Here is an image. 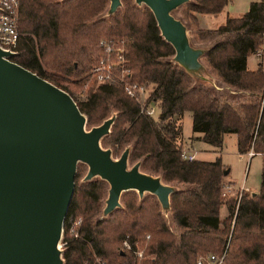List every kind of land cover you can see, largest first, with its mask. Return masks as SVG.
<instances>
[{
  "label": "trees",
  "instance_id": "1",
  "mask_svg": "<svg viewBox=\"0 0 264 264\" xmlns=\"http://www.w3.org/2000/svg\"><path fill=\"white\" fill-rule=\"evenodd\" d=\"M119 1L106 15L107 0H18V38L10 61L65 91L85 117L86 129L113 115L100 146L112 158L128 148V165L139 162L141 172L174 187L166 212L154 195L138 197L128 190L120 194V206L102 216L108 185L98 177L83 180L86 165L78 162L61 225L63 264H90L94 256L107 264H136L131 250L121 246L124 239L131 249L134 243L143 248L140 264H196L209 254H223V264H264V69L260 63L246 69L247 57L262 43L264 0L249 2L245 12L211 29L200 28L196 15H215L229 0H189L176 8L189 44L203 49V80L172 61L174 50L146 6ZM104 38L122 41L130 79L151 85L149 97L158 102L155 119L138 114L120 86L90 76ZM186 112L191 131L213 150L221 148L225 134H233L238 154L251 150L260 157L257 193L225 198V167L218 156L180 158ZM221 205L227 211L222 220ZM76 220L73 236L69 229Z\"/></svg>",
  "mask_w": 264,
  "mask_h": 264
},
{
  "label": "water",
  "instance_id": "2",
  "mask_svg": "<svg viewBox=\"0 0 264 264\" xmlns=\"http://www.w3.org/2000/svg\"><path fill=\"white\" fill-rule=\"evenodd\" d=\"M133 1L151 11L174 50L172 61L203 80V49L189 44L185 26L171 14L188 0ZM119 6V0H108L106 15ZM11 55L0 49V264H63L61 225L78 162L86 165L83 180L98 177L108 185L102 216L119 207L128 190L154 195L166 212L174 187L141 172L139 162L128 166V148L112 158L100 146L114 116L86 129L65 91L10 61Z\"/></svg>",
  "mask_w": 264,
  "mask_h": 264
},
{
  "label": "built area",
  "instance_id": "3",
  "mask_svg": "<svg viewBox=\"0 0 264 264\" xmlns=\"http://www.w3.org/2000/svg\"><path fill=\"white\" fill-rule=\"evenodd\" d=\"M18 0H0V49L15 53L18 33L16 29ZM99 56L92 64L90 76L97 83H105L120 86L126 96L131 98L138 107V114L155 119L158 114V102L149 97L151 85L144 82H135L130 79V73L126 67L124 57V44L122 41L113 38L100 39L97 43ZM258 59L260 65H264V33L262 34V43L253 53ZM11 55V56H12ZM263 68V67H262ZM195 151L189 147L180 149L179 156L183 160L191 161L196 159ZM247 157L252 155L249 150L245 153ZM224 195V192H222ZM78 221H74L69 229V233L76 236L75 226ZM148 236L145 237L147 239ZM134 243L133 249L126 239L121 242L122 248L131 250L136 264H139L143 256V248ZM90 264H107L99 257H93ZM196 264H223V254H209L199 257Z\"/></svg>",
  "mask_w": 264,
  "mask_h": 264
},
{
  "label": "rangeland",
  "instance_id": "4",
  "mask_svg": "<svg viewBox=\"0 0 264 264\" xmlns=\"http://www.w3.org/2000/svg\"><path fill=\"white\" fill-rule=\"evenodd\" d=\"M189 1V0H188ZM251 1L257 0H229L224 11L220 13L219 16H222L226 11L230 12L232 15H238V13H243L246 11L248 3ZM108 7V0L106 3ZM121 6V5H120ZM106 7V8H107ZM178 9H175L171 12L174 18L180 19L181 15ZM219 17H216L215 21L211 22L213 25ZM202 25H209V22L203 20L200 22ZM205 23V24H203ZM187 37H188V32ZM248 65L249 67H253L255 65V58L253 55H249L248 57ZM264 69V65H262ZM206 72V71H205ZM206 77V76H205ZM79 100L83 99V95L78 94L77 97ZM158 114V110L156 112ZM197 134H194L191 131V117L190 113L186 112L183 114L181 118V140L184 141L189 148L195 151V156L198 159H202L205 161H212L215 157L220 158L221 164L228 170L227 179L230 182L231 190H227L225 187L222 192H224V197L238 195L242 193H257L259 190L260 183V157L258 155L250 156L246 158L244 154L240 155L236 151V141L235 135L233 134H225L223 136L222 146L219 152H214L213 149L202 142ZM185 146V147H187ZM130 166V165H128ZM84 168V166H83ZM80 170H82V166H80ZM86 170V167H85ZM227 215V211L224 205H221L218 211V217L220 220L224 219ZM166 223L168 226H171L170 217L168 214L165 215ZM60 248L61 243L59 241ZM218 255V254H215ZM140 264V263H139Z\"/></svg>",
  "mask_w": 264,
  "mask_h": 264
},
{
  "label": "crops",
  "instance_id": "5",
  "mask_svg": "<svg viewBox=\"0 0 264 264\" xmlns=\"http://www.w3.org/2000/svg\"><path fill=\"white\" fill-rule=\"evenodd\" d=\"M225 7H226V6H225ZM225 7L222 9V11H224ZM222 11H220L219 13H217V14H215V15H209V14H197L196 17H197V22H198L199 27L202 28V29H211V28H215V27H217L218 25L222 24L223 21H224V19H225L226 17H234V16H239V15L241 14V13H238V15H235V14L232 15L230 12H228V11L225 10L224 14H223L222 16H219L220 13H222ZM216 17H219V18H218L219 20H217V22H215L213 25L210 26V24H212L211 22L215 21ZM203 20L208 21V22H209V25H202L200 22L203 21ZM203 24H205V23H203ZM251 55L254 56V54H251ZM248 57H249V56H248ZM248 57H247V59H246V69H247V70H254V69L256 68L257 63H259V61H258V59L254 56V58H255V65H254L253 67H249V65H248V61H247V60H248ZM181 142H182V148L185 147V146H187V144H186L184 141H181ZM187 147H188V146H187ZM219 150H220V149H219ZM219 150H218V151L213 150V151H214V152H219ZM244 155H245V154H244ZM245 156H246V155H245ZM251 157H252V156H251ZM246 158H249V157L246 156ZM196 159H198V158H196ZM199 160H202V159H199ZM227 174H228V170H227L226 175H224L225 188H226L227 190H231V188H230V182H229L228 179H227ZM247 191H248V193H250L249 190H247Z\"/></svg>",
  "mask_w": 264,
  "mask_h": 264
}]
</instances>
